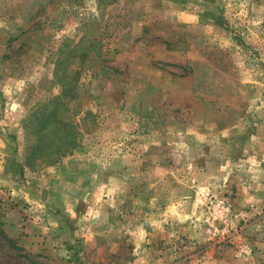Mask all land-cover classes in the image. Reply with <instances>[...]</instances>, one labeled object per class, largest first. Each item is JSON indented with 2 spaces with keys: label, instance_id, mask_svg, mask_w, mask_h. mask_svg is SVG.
I'll return each mask as SVG.
<instances>
[{
  "label": "rangeland",
  "instance_id": "1",
  "mask_svg": "<svg viewBox=\"0 0 264 264\" xmlns=\"http://www.w3.org/2000/svg\"><path fill=\"white\" fill-rule=\"evenodd\" d=\"M0 264H264V0H0Z\"/></svg>",
  "mask_w": 264,
  "mask_h": 264
},
{
  "label": "built area",
  "instance_id": "2",
  "mask_svg": "<svg viewBox=\"0 0 264 264\" xmlns=\"http://www.w3.org/2000/svg\"><path fill=\"white\" fill-rule=\"evenodd\" d=\"M205 208L198 218L205 239L213 244L229 242L238 231L239 214L229 200L222 195H210L204 202ZM241 254H249L247 247H241Z\"/></svg>",
  "mask_w": 264,
  "mask_h": 264
},
{
  "label": "trees",
  "instance_id": "3",
  "mask_svg": "<svg viewBox=\"0 0 264 264\" xmlns=\"http://www.w3.org/2000/svg\"><path fill=\"white\" fill-rule=\"evenodd\" d=\"M65 90L62 92V96L66 94ZM62 103L60 97H56L48 107L38 114L31 115L26 121L29 128L28 131H30L31 136L34 138L33 143L28 147L24 156L26 164L30 165L38 155V143H41L42 140L48 142L50 138L53 140L55 132L58 129H63L65 126L68 128L69 124L62 122L58 116V113L61 112L60 105H63ZM65 132L66 135L70 134L69 130ZM46 157L51 161L54 160L48 153H46Z\"/></svg>",
  "mask_w": 264,
  "mask_h": 264
},
{
  "label": "crops",
  "instance_id": "4",
  "mask_svg": "<svg viewBox=\"0 0 264 264\" xmlns=\"http://www.w3.org/2000/svg\"><path fill=\"white\" fill-rule=\"evenodd\" d=\"M258 136H260L259 138H263V136H261L260 134Z\"/></svg>",
  "mask_w": 264,
  "mask_h": 264
}]
</instances>
